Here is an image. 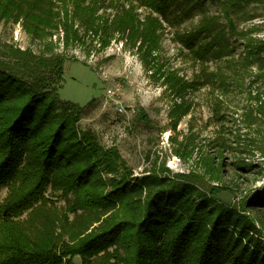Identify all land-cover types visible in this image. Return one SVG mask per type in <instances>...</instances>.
<instances>
[{"label": "trees", "instance_id": "16d2710c", "mask_svg": "<svg viewBox=\"0 0 264 264\" xmlns=\"http://www.w3.org/2000/svg\"><path fill=\"white\" fill-rule=\"evenodd\" d=\"M206 1L0 0V24L20 25L40 45L38 52L12 45L0 51V192L7 189L0 203V264H75L77 257L81 264H264L262 231L218 199L228 186L206 188L159 168L134 177L117 147L106 148L94 132L79 129L85 107L59 99L66 61L80 62L64 53L83 48L91 54L121 41L162 81L176 132L193 108L191 92L225 77L203 68L187 82L177 70L155 65L161 30L173 23V10V20H180L196 9L205 13ZM211 1L223 14L205 15L173 39L204 65L232 52L228 28L246 43L242 66L258 70L251 84L264 85V40L252 37L261 30L238 31L234 19L262 17L257 10L264 0ZM251 98L263 107L264 121V87ZM140 118L148 119L144 112ZM260 129L264 139V126L255 131ZM225 172L220 165L213 180L222 182ZM243 208L264 211V196H250Z\"/></svg>", "mask_w": 264, "mask_h": 264}, {"label": "rangeland", "instance_id": "374dc122", "mask_svg": "<svg viewBox=\"0 0 264 264\" xmlns=\"http://www.w3.org/2000/svg\"><path fill=\"white\" fill-rule=\"evenodd\" d=\"M118 2L128 3V0ZM175 11L171 15L173 23L162 27L161 49L159 58L156 57L159 64L155 62V65L164 71L177 70L187 82L200 77L203 68L225 77L224 83L219 78L191 92L189 100L193 108L179 121L176 132L172 131L174 120L170 116L173 101L160 84L162 81L157 82L151 76L153 72L146 71L139 56L121 41L115 40L107 50H94L91 54L83 48L64 53L68 60L74 58L80 62L66 61L59 99L85 107L78 122L79 129L94 132L106 148L117 147L134 177L159 168L158 171L168 170L170 175L197 179L206 188L226 185L230 191L219 194L218 199L249 216L264 234V211H244L243 208L250 196H264L263 131H255L258 126H264L263 107L255 105L251 98L264 85L262 82L251 84L258 70L242 66L246 43L228 28L226 39L232 52H225L218 59L210 58L204 65L173 39L175 33L194 29L205 15L221 16L223 12L216 3L208 0L204 3L205 13L196 9L191 16H181L180 20H173ZM138 13L143 19L146 12L140 9ZM257 13L262 17L247 22L241 15L234 16L236 27L238 31L259 27L261 31L252 37L264 40V6H260ZM220 24L226 27L224 18ZM5 45L31 48L36 52L40 49L39 44L28 39L20 25L1 23L0 51ZM58 52H62V46ZM142 112L148 117L146 121L140 118ZM188 143H191L189 151L182 150ZM219 146L220 151L216 149ZM179 151L181 155L177 156ZM217 153L221 158L210 164L209 159ZM220 165L226 171L222 182L213 180V172ZM243 165L252 166L251 170L245 172L237 168ZM6 194L7 189L3 188L0 203ZM58 205L63 206L64 202ZM261 239L264 246V235ZM74 263L81 264V259L75 258Z\"/></svg>", "mask_w": 264, "mask_h": 264}]
</instances>
